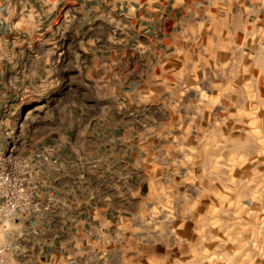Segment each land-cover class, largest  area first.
Returning <instances> with one entry per match:
<instances>
[{
  "label": "crops",
  "instance_id": "1",
  "mask_svg": "<svg viewBox=\"0 0 264 264\" xmlns=\"http://www.w3.org/2000/svg\"><path fill=\"white\" fill-rule=\"evenodd\" d=\"M242 62L264 79V0H0V152L17 130L42 208L0 222L7 264H139L182 105Z\"/></svg>",
  "mask_w": 264,
  "mask_h": 264
},
{
  "label": "rangeland",
  "instance_id": "2",
  "mask_svg": "<svg viewBox=\"0 0 264 264\" xmlns=\"http://www.w3.org/2000/svg\"><path fill=\"white\" fill-rule=\"evenodd\" d=\"M234 73L226 66L223 88L210 77L182 105L139 264H264V79L245 62ZM8 134L17 148L18 131Z\"/></svg>",
  "mask_w": 264,
  "mask_h": 264
},
{
  "label": "built area",
  "instance_id": "3",
  "mask_svg": "<svg viewBox=\"0 0 264 264\" xmlns=\"http://www.w3.org/2000/svg\"><path fill=\"white\" fill-rule=\"evenodd\" d=\"M47 160L46 156L38 154ZM31 159L21 154L15 144L6 152H0V222L4 232L12 234L10 226L21 217L41 211L39 200L34 197L38 183L31 173ZM18 249L7 241L0 247V264H7V254L15 255Z\"/></svg>",
  "mask_w": 264,
  "mask_h": 264
}]
</instances>
